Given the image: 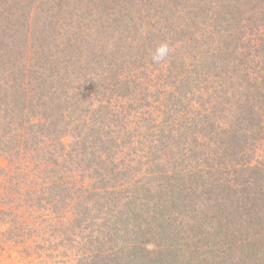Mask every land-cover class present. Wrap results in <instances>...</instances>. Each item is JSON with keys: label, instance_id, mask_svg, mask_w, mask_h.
<instances>
[{"label": "trees", "instance_id": "1", "mask_svg": "<svg viewBox=\"0 0 264 264\" xmlns=\"http://www.w3.org/2000/svg\"><path fill=\"white\" fill-rule=\"evenodd\" d=\"M0 8L2 241L30 264H264V0Z\"/></svg>", "mask_w": 264, "mask_h": 264}, {"label": "rangeland", "instance_id": "2", "mask_svg": "<svg viewBox=\"0 0 264 264\" xmlns=\"http://www.w3.org/2000/svg\"><path fill=\"white\" fill-rule=\"evenodd\" d=\"M42 3H43V6L46 8L45 11H47L48 14L50 15L51 9L47 10L50 4H48L47 1H42ZM129 4L133 5V3L131 2H129ZM115 10H116V14H114L115 16L129 20V27L133 29L134 28L139 29V30L146 29L147 19H145L144 17L137 19L136 18L137 16H133V13L135 12L136 9L133 10L130 7H127V9H125L124 6H121L120 8V6L118 7L116 5ZM45 11H39V10L35 11L30 18V22L27 23V25L25 26V29L22 28V30L24 29L29 35L30 34L37 35V31L44 26L43 20L45 19ZM48 21L45 24H47ZM29 24H30V27H28ZM5 27H8L6 26V23H5V17H1L0 30H3V29L6 30ZM35 28H39V29H35ZM119 30L121 31L122 28ZM4 37L5 36L2 34V32H0V39H4ZM49 46L52 47L53 45H49ZM1 162L3 165L6 164L5 160H1ZM26 257L27 256L25 255L23 248H21L20 245L13 246V245L7 244L4 241H2L0 237V264H30Z\"/></svg>", "mask_w": 264, "mask_h": 264}, {"label": "clouds", "instance_id": "3", "mask_svg": "<svg viewBox=\"0 0 264 264\" xmlns=\"http://www.w3.org/2000/svg\"><path fill=\"white\" fill-rule=\"evenodd\" d=\"M170 51L171 49L167 43L158 44L152 53V61L157 64L161 63L166 59V57H168Z\"/></svg>", "mask_w": 264, "mask_h": 264}]
</instances>
